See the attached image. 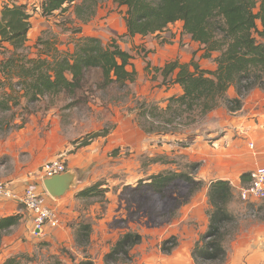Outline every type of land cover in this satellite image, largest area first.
Instances as JSON below:
<instances>
[{"label":"rangeland","instance_id":"rangeland-1","mask_svg":"<svg viewBox=\"0 0 264 264\" xmlns=\"http://www.w3.org/2000/svg\"><path fill=\"white\" fill-rule=\"evenodd\" d=\"M42 2L43 0H33V3H28L32 13V26L28 34L31 44L26 43L25 47L18 50L23 59L35 57L36 53L46 51L47 46L51 47L50 53L62 55L64 51H73L76 44L85 37L94 36L106 42L117 40L121 48L127 50H131V46L133 53L137 55L135 61L138 60V75L137 81L125 85L113 83L104 87L101 86L100 71L90 69L85 72L84 87L75 96L63 93L56 98L30 104L21 99L18 106L8 100L13 105L12 108L4 109L0 106L1 137L18 133L23 122H27L33 112L38 114L40 110H50L53 125L60 123L61 126L52 131L53 145L67 142L61 148V156L54 160L63 161L67 169L72 163L78 172L79 181L84 180L83 184L89 185L87 188L97 184L99 186V193L90 196L76 195L78 186L68 192V197L75 200L72 213L77 218L66 217L73 222V228L69 232L71 237L63 240L34 237L29 214L23 209L24 212L20 213L24 220L5 232L0 240V264L15 256L20 264H77L85 259L92 260L94 264H104L107 253L127 231L140 233L142 241L131 249L128 258L121 256V260L112 264H189V257L192 264H226L227 259L195 261L193 257L196 241L209 228L212 209L208 198L209 189L205 190L207 180L198 175L200 165H204L206 161L190 158L187 153L180 154L174 146L177 143L176 146L187 147L193 155L200 142V139L194 141L195 136L202 135L210 144L209 147L215 144L216 148L224 146L222 148L226 149L227 138H230L228 136L232 129L236 131L237 138L247 135V139H250L253 132L252 124L250 126L251 110L253 103L261 97L257 91L263 96L264 90L255 87L245 91L241 99L243 106L248 100V107L244 109L242 107L232 112L223 104L195 124L179 127L178 132L167 137L168 143L163 147V138H158L159 134L146 131L143 125L148 123V117L141 114L143 105L164 106L158 100L159 95L155 90L160 85L161 78L157 68L166 61L175 59L181 64H189L194 60L202 68H214L217 66L214 62L215 55L210 59L201 58L205 50L183 32L180 23L170 26L160 36L138 37L130 42L125 36L126 8L118 7L112 0H105L97 6L96 13L90 16L80 32L74 31L79 22L73 15L69 16L71 6L61 13L57 12L59 15L39 20L37 15L41 13ZM2 7L3 5L0 9ZM41 15L43 16L42 13ZM40 39L42 43L39 42ZM161 39H167L168 42L161 43ZM145 46L148 53L141 55L140 49ZM2 48L4 57L11 56L12 49L8 50L5 45ZM33 49L37 50L33 52ZM140 69L145 72L142 78L139 76ZM148 73H154L155 76L149 78ZM138 81L142 82L139 86ZM7 83L10 80L5 77V81L0 84L5 86ZM1 85L0 102L9 92H4ZM141 88L143 90L140 91ZM228 95L234 98L238 93L235 88H231ZM234 119L242 120L238 124L239 128L231 126ZM217 140H223L224 145L220 146ZM21 155L26 156L27 153ZM162 164L166 165H163L166 169L161 171L190 172L197 181L178 180L161 194L144 185L136 188L141 179L148 181L151 175L161 172H156V169L159 170ZM39 175L38 181H41ZM188 205L193 209L197 207L201 213L194 215L193 209ZM56 210L61 224L62 214L59 209ZM229 211L233 214V220L224 229V244L232 242L243 229L242 225L247 226L251 219L264 221V201L246 204L239 196H235L234 201L229 204ZM85 223H90L91 227L88 242L84 241V235L79 236V232L84 233L80 228ZM16 242L18 244L14 248L13 244ZM165 246L172 247V250L166 251Z\"/></svg>","mask_w":264,"mask_h":264},{"label":"trees","instance_id":"trees-1","mask_svg":"<svg viewBox=\"0 0 264 264\" xmlns=\"http://www.w3.org/2000/svg\"><path fill=\"white\" fill-rule=\"evenodd\" d=\"M104 1L43 0L41 13L49 18L71 6L69 16L73 15L79 22L74 31L80 32L90 16L96 13L97 6ZM112 1L118 7L126 8L125 36L128 38L159 36L171 24L180 23L183 32L205 50L201 58L210 59L215 55L217 66L214 68H202L194 60L181 64L175 59L156 70L163 78L162 84L172 83L173 80L182 87V92L169 97L164 106L143 105L141 114L148 117V123L143 126L148 133H176L179 127L195 124L223 104L228 106L229 111H238L243 107L241 96L245 91L255 87L264 90V0ZM31 16L26 3L4 4L0 9V44L7 42L13 47L11 56L4 57L0 63V70L9 77L12 90L0 102L2 108H11L8 100L18 106L22 98L30 104L56 98L63 93L75 96L84 87L85 72L90 69L100 71L101 86L104 87L113 83L125 85L137 79V71L133 67L137 58L134 49L124 50L117 40L106 42L99 37H85L73 51H64L62 55L50 53L51 47L47 46L46 51L38 52L35 57L23 59L18 50L25 47L28 41ZM39 42L43 41L40 39ZM231 88H235L238 96L229 97ZM178 180L197 181L190 172L166 170L151 175L148 181L141 179L136 188L144 185L161 194ZM98 188V184L94 185L78 195L97 194ZM234 197V187L229 180L219 179L210 183V223L206 233L195 244V261L225 259L224 229L233 220L229 204ZM21 218L22 214L18 213L0 220V240L5 232L19 224ZM80 229L84 233L79 232V236L84 235V241L88 242L90 223L82 224ZM141 241L140 233L125 232L105 256L104 264L117 262L122 259L121 256L128 258L131 249ZM164 248L169 252L172 250V247ZM2 264H20V260L16 256L9 257ZM77 264L94 262L85 259Z\"/></svg>","mask_w":264,"mask_h":264},{"label":"crops","instance_id":"crops-1","mask_svg":"<svg viewBox=\"0 0 264 264\" xmlns=\"http://www.w3.org/2000/svg\"><path fill=\"white\" fill-rule=\"evenodd\" d=\"M19 2L28 4L30 2L33 3V0H0V6L4 4L19 3ZM37 17L39 20L42 19L46 20L47 18L45 16H42L41 13L38 14ZM172 25L174 24H171L170 26ZM84 27L85 24L83 25V28ZM160 35H162V33ZM150 36H158V35H150ZM140 38H145V37H140ZM129 39L130 42H133L134 40L131 38ZM166 41L168 42L167 39H161L160 42L165 44ZM27 44L29 45L31 44L30 37ZM4 45L6 48H8V50L11 49L13 50L12 46L7 42L0 44V63L4 59V54L2 53L3 50L2 46ZM123 49L125 50V48ZM129 49H132V47L130 46ZM145 49L146 51L144 50V47L140 49L142 51L140 52L141 55H145L148 53V49L146 46ZM36 50L37 49H33V52ZM136 61H134L133 67H135L137 71L138 67ZM167 62L168 61H166L165 64ZM165 64L159 66L158 68L164 66ZM143 69L139 70V76L141 78L144 77L143 75L145 73ZM148 76L149 78H153L155 75L154 73H152L149 74ZM5 77L8 76L3 74V72L0 70V83L3 80L5 81ZM162 80L163 78L161 76L160 85L156 86L155 90L159 95L158 100L161 101V104L165 105L169 97H171L172 95L180 94L182 92V87L179 84L173 83V80L172 83L162 84ZM10 83H7L5 86H2L0 84L4 89V92L9 90L8 95L12 93L10 91L11 90ZM140 84H142V82L138 81V86ZM143 88L145 90L144 85ZM143 88H141L140 91L143 90ZM257 93H259L261 97L257 100V102L253 103L254 106L252 107L251 110L252 115L250 117L251 120L250 126L252 124L253 132L250 139H247L248 138L247 135H241L240 137L237 138L236 131L232 129L233 130V131L231 130L232 133H230V135L228 136L230 138H227L228 144L226 145V149H225L222 148L224 146L221 145V144L224 145L223 140L222 141L217 140L220 146H222L221 148L214 147L215 144L209 147L210 144L202 135H196L194 141L196 140L198 141V139H200V142L198 143L199 145L198 149H196V152H194L193 155L191 152H189L190 150L187 147L184 146L179 147L176 146L177 143L175 144L174 149L178 151V153L180 154L187 153V155L189 154L188 157L190 158H197V159L201 158L202 160L206 161L204 165L202 166L200 165V169L198 172V175H200L204 180H207V185L205 190L209 189L211 182L217 179H225L231 182L232 186L234 187V194L237 197L239 196L240 187L246 186L250 182L249 171L256 166L264 165V156L262 155L261 151L255 153L248 147L249 142L251 141L256 142L259 149L262 148L264 144V100H263L264 95L262 96L260 91H257ZM24 101H26V99L22 98V102ZM247 102L248 100L246 101V103H244L243 109L245 107H248ZM12 107L13 105H11V108ZM40 111H38L39 113L37 112L38 114H34L35 112H33L31 114L32 116L29 117V120H27V122L26 120L23 122V124L21 125L22 127L19 128V132L16 133L15 135H8L6 137L3 136L1 137L0 134V179L4 181H14V182L19 181V183H22L23 181L24 183V181L27 180L28 176H30L31 181H33L34 183L37 182L39 188L44 192V196L46 197L48 204L60 210V213L62 214L61 220H63V223H61L57 227H48L45 236L42 237H46V238L48 237V239L61 238L63 240L66 237H71V235H69V232L70 229L73 228L72 227L73 222H71L70 219L77 218V216L74 213H72L75 200L73 197H68L69 193L61 197H52L47 192L45 186L42 183V180L38 181V175L40 174L39 170L41 169L43 163H45L46 161L54 160L61 156L59 154L61 148L62 146H66L67 142L64 141V142H60V144L53 145L52 131H54V129L57 127H61L59 125L60 123L57 125H53V123L51 122V113H49L50 110L47 109L45 111H41V112ZM216 114L218 115V112ZM239 122H242V120L232 121L231 126L233 128H239L238 127ZM1 126L2 124L0 125V130L2 128ZM142 132L144 137H146L145 132L144 131ZM169 135L170 134H166L165 136L158 135V138L161 137L163 138V140L161 141L163 142V147L165 143H168L167 137ZM178 137L179 136H176V138ZM22 153H27V155L22 156L21 155ZM69 165L71 168L69 167L68 170H74L78 175V172L75 170L73 164L70 163ZM163 165L165 164H162V166L159 167V170L156 169V172L166 169L165 167L166 165L165 166ZM77 182L78 185H76L75 187L78 186L77 187L78 191H75L76 193L74 192L76 195H78L79 192L83 191L89 186L83 184L84 180L79 181V175L77 178ZM261 201L264 200H260L255 203H259ZM188 207L193 209L191 205H188ZM23 209L24 207L15 201L0 199V220L4 217L18 214L20 212H24ZM196 213L198 214L201 213L198 211L197 207L193 209V214L195 215ZM66 217H69L70 219H67ZM29 218H30V224L32 226V220L30 215ZM21 220L24 219L21 218ZM68 223H71V225ZM242 228L243 229L236 234L232 242L228 244H224V247L226 249L225 259H227L226 264H264V221L251 219L247 223V226L243 224ZM17 244L18 242L14 243L13 247L16 248L15 246ZM7 252L10 251L7 250ZM188 259H189V264H192L190 257Z\"/></svg>","mask_w":264,"mask_h":264},{"label":"built area","instance_id":"built-area-1","mask_svg":"<svg viewBox=\"0 0 264 264\" xmlns=\"http://www.w3.org/2000/svg\"><path fill=\"white\" fill-rule=\"evenodd\" d=\"M248 147L255 153L261 151L264 156V144L259 149L256 143L251 141ZM65 171H67V167L61 160L46 161L39 170L42 183L45 178L64 173ZM249 176V184L239 189V198L244 203L250 204L264 200V165L252 168L249 171ZM0 199L12 200L24 207L31 217L32 235L34 237L45 236L48 227L60 225L58 211L48 204L44 192L36 182L31 181L30 176L24 183L23 181L19 183V181H4L0 179Z\"/></svg>","mask_w":264,"mask_h":264},{"label":"water","instance_id":"water-1","mask_svg":"<svg viewBox=\"0 0 264 264\" xmlns=\"http://www.w3.org/2000/svg\"><path fill=\"white\" fill-rule=\"evenodd\" d=\"M77 178L78 175L74 170H67L45 178L43 185L52 197H61L77 185Z\"/></svg>","mask_w":264,"mask_h":264},{"label":"bare ground","instance_id":"bare-ground-1","mask_svg":"<svg viewBox=\"0 0 264 264\" xmlns=\"http://www.w3.org/2000/svg\"><path fill=\"white\" fill-rule=\"evenodd\" d=\"M40 176V178H41V175H39ZM42 179V178H41ZM37 183V182H36Z\"/></svg>","mask_w":264,"mask_h":264},{"label":"clouds","instance_id":"clouds-1","mask_svg":"<svg viewBox=\"0 0 264 264\" xmlns=\"http://www.w3.org/2000/svg\"><path fill=\"white\" fill-rule=\"evenodd\" d=\"M68 170V169H67Z\"/></svg>","mask_w":264,"mask_h":264}]
</instances>
